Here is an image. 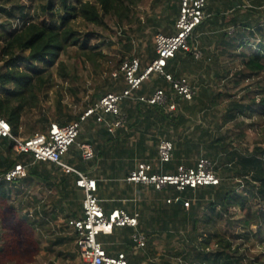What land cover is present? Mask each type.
I'll use <instances>...</instances> for the list:
<instances>
[{"label":"trees","instance_id":"obj_1","mask_svg":"<svg viewBox=\"0 0 264 264\" xmlns=\"http://www.w3.org/2000/svg\"><path fill=\"white\" fill-rule=\"evenodd\" d=\"M145 1L3 0L0 5V15L4 17L0 24V118L10 125L15 136H19L24 124L28 125L24 133L33 135L46 131L51 123L64 126L79 120L82 112L73 113L59 96L53 107L46 109L51 116L44 111H38V115L33 113L41 110L42 101L47 99L46 89L51 86V69L55 64L58 78L63 82L73 81L74 76L67 72L65 64L56 62L58 55L68 48L78 47L84 50L82 55L87 61H91L92 56H102L101 51L89 53L98 47L92 43L96 40L88 34L83 35L77 26L92 25L106 30L108 18L115 19L118 26L130 25L134 22V9ZM166 11L171 16L174 7L166 6ZM262 16L258 12V19ZM13 20L21 21L20 27L13 28ZM238 28L234 30V37L228 40L235 45L228 53L234 52L231 57L238 62L235 63L233 79L224 82L222 90L202 84L193 106L179 101L181 110L170 114L159 106L139 102L129 107V127L145 124L139 143L147 139L153 148L151 155L157 156L161 138L171 139L175 158H207L213 163L219 179L216 186L183 191L173 187L156 191L150 186H120L98 181V200L104 206L106 203L102 200L111 195L108 193L111 187L119 196L132 192L143 196L146 192L154 201L152 213L138 217L147 245L143 253L126 254L129 264H264V254L255 253L250 248L255 242L264 244V22L242 23ZM191 67L204 68L206 76L211 78L210 67L187 52H178L168 62L166 71L179 77L191 71ZM212 77L218 78L219 73ZM112 80L113 83H124L120 74L117 80ZM249 80H253L252 83L242 85ZM144 83L167 87L165 79L158 75H151ZM231 84L240 87L239 93L242 94L230 93ZM70 91L75 95L73 89ZM98 99L96 93L92 94L84 103V109L93 106ZM156 123L160 126L158 130L153 128ZM125 127L124 123L114 133L99 129V143H90L102 158V174L108 178L112 176L107 174L109 168L116 176L122 173L125 176V155L129 153L127 141L137 135L136 131L127 133ZM169 127H172L171 132ZM257 128L263 130L257 132ZM251 131L255 134L250 135ZM80 138L81 133L72 145L78 160L74 168L84 171V160L77 147L81 144ZM0 149V174L17 163L27 166L32 160L8 139H0ZM118 161L117 169L115 163ZM26 178L39 180L57 193V203L66 226L70 219L81 217L84 193L75 184V173L39 162L27 169ZM15 186L16 182L0 183V222L10 225L0 249V263L3 264L20 262L22 254L36 241L33 226L40 220L37 212L33 220L19 215L21 208L14 207L11 201ZM168 197L172 198L170 204L165 202ZM184 203H188V207ZM143 207L148 209V205L143 204ZM124 229L128 228H115L111 235ZM125 235L128 237L127 232ZM155 236L163 245L160 251L152 245ZM66 239L75 242V235Z\"/></svg>","mask_w":264,"mask_h":264},{"label":"crops","instance_id":"obj_2","mask_svg":"<svg viewBox=\"0 0 264 264\" xmlns=\"http://www.w3.org/2000/svg\"><path fill=\"white\" fill-rule=\"evenodd\" d=\"M144 4L147 7L150 6L153 11V16L152 18H148L149 15L147 16L148 13L145 11V14L143 15H145L147 18H145L144 20L142 19V16L139 15L140 28L142 29L146 27L148 25L146 23H148V21L152 19V33L173 35L176 31L175 21L177 20L178 16V0H146ZM166 6L174 7V13H171V16L168 15L166 11ZM204 10L205 18L202 22V25L193 34L192 37V46L200 51L201 56L198 59H195L194 57L193 58L197 61L202 59L204 61V64L210 67L209 70H211L212 72L210 76L211 78H213L212 76L215 73H221L222 71H226V64L228 63V60L233 59L231 56L232 54H234V52L228 53V51H233L235 45L232 42L229 43L228 40L234 37V30L239 29L238 26L242 23L255 24L258 21L260 23L264 22V16L258 19V12L264 15V0H207ZM224 33L227 34V37H223ZM225 48L227 50H225ZM155 56L156 52L153 36V38L150 39L148 45L143 50H141L140 47H137L136 49H134L132 55L125 57L124 59L129 57H137L140 59L141 66L145 67L155 58ZM212 66L215 67V69H212ZM193 69H195V67H191V71L182 73L180 76H184L188 79L187 76H190L194 73ZM114 73L116 72H113L111 74V79H109V82L111 83H103L98 85V90L96 93L98 98L102 97L106 93H120L126 88L125 83H113L114 80L112 79L117 80L119 74L122 75L119 72V69L118 73H116V77L113 76ZM223 82L224 81H221V83H215L216 86H213V84L209 85V83H190V85L193 87L196 95L202 84L219 90L218 87H221ZM156 89H164L168 94L171 93L169 91L168 84L167 87H165L163 85L161 86L158 83H142L138 91L140 92V94L137 92L136 96L151 95ZM195 95L190 101H183L179 98L170 95L167 97V100L164 105L159 107H161L167 114H170V112L174 113L181 110V105L179 106V101H181V104L187 102L188 105L193 106L194 103L197 101V96ZM124 101H126V103ZM123 102L124 104H122ZM122 103L120 105V110L125 116L126 132L128 131L127 133H133L134 131H136L137 133L135 138H132V136L127 141L126 147H129V153L125 155V176H123L124 173L119 176H116L115 171L111 170L110 168V170L108 168L105 169H108L107 174L112 175L111 178L104 176L102 174V158L98 155V152L94 150L93 157L91 159L85 160L82 157V159L84 160L82 164L84 171L76 170L74 168V165L77 164L78 160L76 155L74 154V152L76 153V150L73 146V148L70 147L68 152L62 158V162L64 163V165L83 175H86L89 178L94 179L96 183H98V181L105 184L112 182L114 184H120V186L132 185L135 187H146V185L129 184L125 182L124 179L130 171L135 169L138 163H148L152 165L153 172H161L166 174L175 173L176 168L179 165H185L188 167L195 166L197 160L200 157L190 156L189 158H183L179 160L173 155V158L171 162L168 163V166L166 164L160 167L158 161V150L157 156L151 155L153 149L151 143L147 139L142 140L141 144L139 143L141 141L140 132H143V130L145 129V124H130L131 126L129 127V107L134 106V104H136L137 102L132 99H125L122 101ZM84 110L85 109L83 108L81 112H83ZM183 113L188 115L187 112ZM106 118L107 120L110 119V117ZM159 127V124L156 123L155 127L153 128L155 130H158ZM99 129H106L108 132L114 133L117 128L113 131H109L106 128L105 124L96 122L95 117H90L84 123L81 124L79 134H82V138H80L79 142L88 144L91 147V142H94V145H97L100 139ZM169 131H172V127H169ZM19 136L25 138L30 136V134H25L21 128ZM147 137H149V135H147ZM162 139L167 138H161L160 140ZM167 140L172 141L171 139ZM183 147L185 148V145H183ZM13 154L16 155V153ZM25 158L26 157H24L23 160ZM38 163L39 162L34 163L31 160L30 162H28L29 165H27V169ZM44 163L50 164L48 162ZM115 164L118 169L119 161ZM55 166L60 170L64 171L59 166ZM23 179L16 181L17 186H15V188L13 189V192L11 194V201L14 207L18 206L19 209L21 208V210L18 212L19 215L23 217L26 216L27 219L33 220L35 213H38L40 220H38L37 224L33 226V229L35 230L36 241H33V244L29 246L30 250L28 249L25 254H22L20 262L14 261L6 262L4 264H16V262L19 264H84L81 261L80 256L76 250L75 242L66 239L68 236H74V234L72 229L66 226L64 215L63 213H61L60 206L57 203V193L54 190L48 189L39 180L26 178V181H22ZM113 188L114 187L108 189V193L111 195L108 198L102 200V202L104 204L106 203V205L104 206L102 203L100 204L103 210L111 211L114 209H122L131 215L137 214L138 217L141 215H149L154 210V208L152 207L154 201L151 197H149L148 193L144 192L143 196H141L140 194L132 192L119 196L117 193H114ZM98 195L99 190L97 186V198ZM171 201V197L165 199V202L167 204H170ZM143 204L148 205V209L144 208ZM47 208L49 211H47ZM59 215L63 218L61 219ZM9 226V224L4 225L0 222V249L4 245L3 237L6 232H8L7 230ZM129 229L130 228H128L126 231L124 229V231L122 230L123 232L120 231L121 233L118 232L115 235H111V233L101 234L99 238L104 249L110 254H116L117 252H123L125 255L143 253V249L147 245V238L145 233L141 230L140 224L137 227V231L145 237L144 248L140 249L136 247V245L131 239L133 230ZM49 232H52V234L49 235ZM125 232L128 233V237L125 235ZM152 245L157 247L158 251L163 249L161 240L158 239L156 236L154 237V241H152ZM143 264L146 263L144 262Z\"/></svg>","mask_w":264,"mask_h":264},{"label":"built area","instance_id":"obj_3","mask_svg":"<svg viewBox=\"0 0 264 264\" xmlns=\"http://www.w3.org/2000/svg\"><path fill=\"white\" fill-rule=\"evenodd\" d=\"M207 0H178V17L175 24V33L154 35L155 58L145 67H141L140 59L129 57L123 59L119 66L126 88L120 93H107L93 105L86 108L79 117L67 125L59 126L51 123L46 131L35 133L28 137L15 136L10 125L0 118V139L12 141L16 149L30 155L34 163L48 162L55 164L66 172L77 175L76 186L84 193L81 203L82 215L70 219L68 226L75 235V247L84 264H129L123 252L109 254L98 240L101 234L111 233L115 228H130L133 230L131 239L137 248H144L145 237L137 231L138 215H131L122 209H114L105 213L97 198V183L94 179L83 175L62 162V158L70 147L76 143L81 124L88 118L95 117L96 122L105 124L109 131L121 127L125 123V116L120 110L121 102L132 99L136 102L162 106L168 96L190 101L195 95L193 87L184 76L175 77L166 71L168 62L178 52L191 53L195 59L200 58V51L192 46L193 32L205 18ZM151 75H158L169 85L168 94L164 89H156L151 95H137L142 83ZM113 76H117L116 73ZM106 117H110L107 120ZM81 156L85 159L93 157L90 145L78 144ZM174 145L172 141L162 139L158 144V161L162 167L171 162ZM27 166L15 164L8 171L0 174V183H12L25 178ZM129 184H140L153 187L156 191L173 187L177 191L186 188L196 189L202 186H216L219 179L214 171L213 163L200 157L194 167L179 165L175 173L153 172L152 165L138 163L134 170L125 177ZM170 202V201H168ZM188 207V203H184Z\"/></svg>","mask_w":264,"mask_h":264},{"label":"rangeland","instance_id":"obj_4","mask_svg":"<svg viewBox=\"0 0 264 264\" xmlns=\"http://www.w3.org/2000/svg\"><path fill=\"white\" fill-rule=\"evenodd\" d=\"M3 0H0V5H2ZM145 3V2H144ZM144 3L140 4L134 10V16L132 24L126 25L125 23L121 26H118L115 19H107L108 29H101L99 27H94L92 25H78L77 29L81 31L83 35H90L96 42L98 47L89 51L90 54L101 51L102 56H92L91 61H87L82 53L84 50H79L78 47L68 48L66 52L60 53L57 57L56 62H63L67 68V72L74 76L73 81L63 82L60 78L56 76V64L51 69L52 73V81L51 86L46 89L47 99L42 101L41 110H34V115H38V111L46 112L48 107H53L54 100L56 97H60L63 104H67L73 113H80L84 108V103H86L92 94L97 93L98 85L103 83H109V79H111V74L113 72L118 73L119 65L121 61L130 55L133 54L134 49L140 47L143 50L149 43L150 39L153 38L155 33L151 28L152 19L148 21V24L144 28H140V18L139 15L142 16V19L145 20L147 18L144 12L146 11L148 14V18H152L153 11L149 7H147ZM31 15V13H30ZM4 17L0 15V24L4 22ZM31 18V17H29ZM13 28H18L22 24V22L18 20H13L12 22ZM104 43L103 45L100 43ZM83 61H85L83 63ZM238 62V59L228 60L226 64L227 70L225 73H219L218 78L209 79L206 76V72L204 68L193 69L194 73L190 76H187L189 79V83H209L216 86L215 83L224 81L225 83H229L230 80L233 79L232 75L235 73V69L233 68L235 63ZM1 64V63H0ZM212 69L215 67L212 66ZM215 71V70H214ZM228 73V75H227ZM221 80V81H218ZM253 80L245 81L242 85H246L248 83H252ZM223 82V83H224ZM245 83V84H244ZM219 91L223 89L222 87H218ZM230 93H239V88H235L232 84L229 86ZM70 89L75 91V95L72 94ZM242 94V93H241ZM239 93V95H241ZM225 102L227 101L225 98L223 99ZM47 113V112H46ZM47 115L51 116V113L48 112ZM25 119V118H24ZM25 123V120H24ZM23 123V124H24ZM28 125H23V132L27 130ZM263 129H258L257 132H261ZM250 135H254L253 131L249 132ZM60 216V215H59ZM61 219L63 218L60 216ZM53 232V231H52ZM49 232V235L52 234ZM255 253H263L264 254V244H259L255 242V246L250 247ZM165 255V254H164ZM169 256V255H167Z\"/></svg>","mask_w":264,"mask_h":264}]
</instances>
